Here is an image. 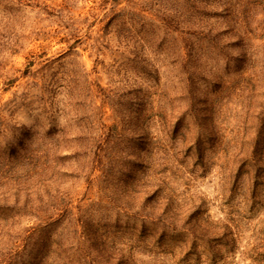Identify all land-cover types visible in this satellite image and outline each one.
Wrapping results in <instances>:
<instances>
[{
	"label": "rangeland",
	"instance_id": "rangeland-1",
	"mask_svg": "<svg viewBox=\"0 0 264 264\" xmlns=\"http://www.w3.org/2000/svg\"><path fill=\"white\" fill-rule=\"evenodd\" d=\"M163 2L0 0V264H264V0Z\"/></svg>",
	"mask_w": 264,
	"mask_h": 264
},
{
	"label": "trees",
	"instance_id": "trees-1",
	"mask_svg": "<svg viewBox=\"0 0 264 264\" xmlns=\"http://www.w3.org/2000/svg\"><path fill=\"white\" fill-rule=\"evenodd\" d=\"M113 2V5H119L122 0H111ZM165 2V0H163ZM164 2L159 5L160 11L159 13L161 14V18L163 20V18L168 19V25L170 28H172V30L177 31L180 33V40L183 41V33L184 35H189V36H194L195 34H198V31L192 30V28L194 27L195 24L192 23V19L191 17L192 15V9L197 10V2L198 0H181V2H179L176 5L175 9L178 8V11L176 13V15L174 14V10H172V7L167 8V6H162L164 4ZM223 11L224 10V6H223ZM210 15H207L210 18H214L215 16H217L219 14V10H211L209 12ZM225 15L227 16V12H225ZM225 18V17H224ZM186 39V38H185ZM175 39V41H180ZM184 42V41H183ZM53 176H49V178H51Z\"/></svg>",
	"mask_w": 264,
	"mask_h": 264
}]
</instances>
